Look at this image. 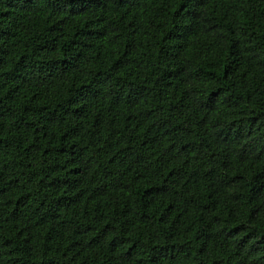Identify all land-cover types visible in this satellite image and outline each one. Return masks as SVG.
Returning <instances> with one entry per match:
<instances>
[{
  "label": "trees",
  "instance_id": "obj_1",
  "mask_svg": "<svg viewBox=\"0 0 264 264\" xmlns=\"http://www.w3.org/2000/svg\"><path fill=\"white\" fill-rule=\"evenodd\" d=\"M0 264H264V0H0Z\"/></svg>",
  "mask_w": 264,
  "mask_h": 264
}]
</instances>
